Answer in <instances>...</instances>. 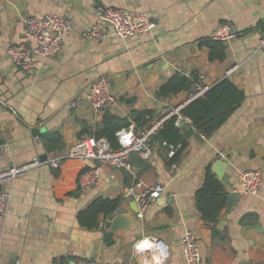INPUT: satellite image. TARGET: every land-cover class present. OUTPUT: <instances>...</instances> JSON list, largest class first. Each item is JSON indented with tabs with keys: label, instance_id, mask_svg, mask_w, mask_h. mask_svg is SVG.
Returning a JSON list of instances; mask_svg holds the SVG:
<instances>
[{
	"label": "crops",
	"instance_id": "0c3cea01",
	"mask_svg": "<svg viewBox=\"0 0 264 264\" xmlns=\"http://www.w3.org/2000/svg\"><path fill=\"white\" fill-rule=\"evenodd\" d=\"M104 7L148 13L156 22L152 33L127 39L110 35L103 40L82 37L81 32L99 20ZM59 14L72 22L61 53L44 60L35 76L12 64L8 47L35 43L27 37L26 18ZM264 0H0V143L6 145L0 169L27 164L42 156H56L79 140L95 136L106 112L128 119L137 131L158 122L168 113L191 102L182 92L158 99L159 87L172 75L203 76L209 87L231 80L246 99L242 106L211 138L199 135L186 122L187 148L179 163L159 144L153 156L129 158L130 170L70 159L60 170L49 165L29 171L13 186L10 214L0 219V264H70L77 259H95L99 264H139L135 245L150 237L170 248L168 264H187L182 239L186 231L197 238L202 264H264V183L258 195L240 192L239 172L261 169L264 177ZM222 24L237 31L226 43V59L211 62L209 51L198 40L211 37ZM233 70L231 73L228 71ZM108 76L118 104L101 115L85 101L72 103L88 84ZM151 111L150 123L138 126L132 112ZM34 130L40 134L33 135ZM59 134L62 149L49 151L46 139ZM220 152L225 158L220 159ZM218 161L227 163L229 183L226 207L213 225L221 238L213 242V231L197 208L196 194L207 169L214 172ZM100 168L97 182L80 187V176ZM217 176V175H216ZM142 183L141 186L135 184ZM158 184L163 195L150 204L141 219L126 195L133 185L139 194ZM122 200L110 218L100 217V227L83 228L77 219L97 198ZM117 214H130L133 231H119L109 239Z\"/></svg>",
	"mask_w": 264,
	"mask_h": 264
},
{
	"label": "built area",
	"instance_id": "2783aa9c",
	"mask_svg": "<svg viewBox=\"0 0 264 264\" xmlns=\"http://www.w3.org/2000/svg\"><path fill=\"white\" fill-rule=\"evenodd\" d=\"M156 28L154 19L145 12H129L121 8L104 7L100 10L99 20L91 27L85 28L81 35L85 39L103 40L114 34L127 39L133 36L152 33ZM72 30L69 18L59 14H47L42 18H26V34L35 46L27 47L24 44H15L8 47L7 55L12 64L29 76L37 75L44 66V60L57 57L64 44V37ZM239 36V33L229 24H222L213 33L212 38L229 43ZM264 47V34L260 41V48ZM233 70L228 71L231 73ZM202 81L203 76H199ZM209 88L203 84L198 86L192 98L202 96ZM89 104L91 110L101 115L105 110L114 108L118 98L112 90V82L108 76H102L88 84L81 96L72 103L73 107L81 103ZM179 114V109L168 113L158 122L137 131L134 125L117 132L118 148H114L106 138L88 136L79 140L73 147L56 156L39 159L27 164L13 165L0 169V219L6 221L11 209L13 186L17 179L25 176L29 171L44 165L60 170L63 163L70 159H83L95 164L107 165L116 169L130 170L129 158L132 154H139L144 159L153 156L152 139L162 129L164 122L173 115ZM189 122L179 116L176 125ZM1 131V130H0ZM6 145L0 143V157L5 153ZM225 152H220V159L225 158ZM100 175V168L84 172L79 179L80 187L87 188L95 184ZM240 192L244 195H258L264 183L261 169L243 170L239 172ZM141 186L142 183L135 184ZM127 189L126 195L138 205V217L143 218L150 204L156 202L164 193L165 187L158 184L144 192L137 194L134 186ZM148 240L147 249L143 250V242ZM183 255L187 264H202V254L195 235L186 231L183 239ZM134 254L139 258V264H168L171 251L161 239L150 237L138 242ZM74 264H99L95 259H77Z\"/></svg>",
	"mask_w": 264,
	"mask_h": 264
},
{
	"label": "trees",
	"instance_id": "16d2710c",
	"mask_svg": "<svg viewBox=\"0 0 264 264\" xmlns=\"http://www.w3.org/2000/svg\"><path fill=\"white\" fill-rule=\"evenodd\" d=\"M259 28L264 30V20ZM202 48L209 51V60L211 62L224 61L226 59V43L214 40L211 37H205L198 40ZM201 80L198 75L189 78L183 74L177 73L167 79L158 89L156 96L158 99H167L179 95L182 92L195 95ZM246 95L231 80L223 79L209 89L200 97L194 98L185 105L179 114L168 118L162 129L152 139V144H159L166 150H171L173 156L170 164L179 163L183 153L187 148V139L182 131L176 125L181 116L183 119L191 121L193 128L199 135L205 138H211L232 115L245 102ZM153 116L151 111L132 112V121L142 127L150 123ZM130 121L119 118L109 111L103 116L102 124L95 132L96 138H106L114 148H118L117 132L123 128H128ZM47 149L49 151L61 150L62 140L59 134H51L46 139ZM228 194L225 191L222 181L216 176L211 168L207 169V174L202 187L196 194L197 208L202 219L213 231V242L221 238V235L213 225L218 221L220 213L226 207ZM122 200L97 198L86 209L78 213L79 224L88 230H94L100 227V217L105 219L112 217L121 207Z\"/></svg>",
	"mask_w": 264,
	"mask_h": 264
},
{
	"label": "water",
	"instance_id": "95a60500",
	"mask_svg": "<svg viewBox=\"0 0 264 264\" xmlns=\"http://www.w3.org/2000/svg\"><path fill=\"white\" fill-rule=\"evenodd\" d=\"M242 32H243L242 30L238 31L239 34ZM178 128L182 131V133L186 134L187 136H189L188 132L192 133L191 130H188V127L186 126L185 123H181L178 126ZM40 133H41L40 130L33 131V135L35 136L36 135L38 136ZM47 158H48L47 155L42 156L40 158V161H45ZM226 169H227V163L223 161H218L214 165V173L217 175V177L220 180L222 181L224 180L226 183H229V175L225 173ZM133 202L135 205L133 206V211L138 214L139 212L138 205L135 201ZM135 228H136L135 222L133 221L132 216L130 214H117L111 222L110 232L107 234V239L111 238L113 234L119 231H133L135 230ZM70 264H74V262H71Z\"/></svg>",
	"mask_w": 264,
	"mask_h": 264
},
{
	"label": "bare ground",
	"instance_id": "6f19581e",
	"mask_svg": "<svg viewBox=\"0 0 264 264\" xmlns=\"http://www.w3.org/2000/svg\"><path fill=\"white\" fill-rule=\"evenodd\" d=\"M147 243H149L148 240H145V241L143 242V245H145V247H143V250L148 248V247H146V246H148Z\"/></svg>",
	"mask_w": 264,
	"mask_h": 264
}]
</instances>
